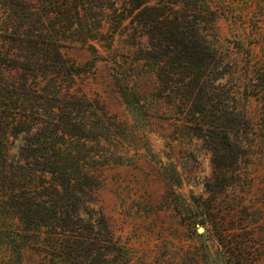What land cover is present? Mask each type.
<instances>
[{
    "label": "trees",
    "instance_id": "obj_1",
    "mask_svg": "<svg viewBox=\"0 0 264 264\" xmlns=\"http://www.w3.org/2000/svg\"><path fill=\"white\" fill-rule=\"evenodd\" d=\"M108 12L117 14L116 27L128 20L133 44L147 41L138 43L135 77H154L158 97L170 90L171 102H190L183 109L215 143V181L225 177L218 174L221 159L238 164L236 155L224 151L239 146L234 140L240 131L258 129L264 135V62L252 63L250 57L242 62L243 99H254L261 108L253 124L222 84L240 61L218 44L213 1L0 0V84H5L0 90V250L7 254L5 264H21L23 248L42 254L41 264H127L136 253L93 207V194L101 187L95 172L130 163L125 155L102 151L122 138L86 95L70 92L73 79L93 72L100 58L88 42L112 40L116 30L102 29ZM75 45L90 53L83 64L65 53ZM12 73L21 74L19 84ZM13 87L15 92L8 90ZM34 89L43 96L35 97ZM121 98L138 122L144 116L140 94L127 86ZM35 100L43 102L29 104ZM165 176L177 185L174 171ZM187 224L193 227L195 219L187 216ZM203 255L211 259L206 247Z\"/></svg>",
    "mask_w": 264,
    "mask_h": 264
},
{
    "label": "rangeland",
    "instance_id": "obj_2",
    "mask_svg": "<svg viewBox=\"0 0 264 264\" xmlns=\"http://www.w3.org/2000/svg\"><path fill=\"white\" fill-rule=\"evenodd\" d=\"M209 1L218 8V44L240 61L236 73L222 84L231 102L239 101L246 118L256 124L261 108L254 99H243L242 62L248 57L252 63L264 62V0ZM116 16L108 12L102 21L103 32L116 30L112 40L88 42L100 58L93 72L73 79L70 92L86 95L105 114L106 126L120 134L119 144H105L102 151L130 159L127 165L95 172L101 187L93 194V207L106 217L115 236L136 252L127 264H264V135L258 129L240 131L234 140L239 146L224 151L236 155L238 164L232 165L224 154L222 169L216 172L225 177L215 181L214 140L203 136L198 122L188 117L183 107L190 102H171L170 90L158 97L154 77H135L140 72L138 43L147 41L133 44L128 20L116 27ZM65 53L77 64L90 58L80 45ZM11 75L19 84L21 74ZM127 86L140 94L144 116L138 122L121 98ZM15 87L8 90L15 92ZM30 93L37 98L44 94L35 89ZM167 171L175 172L177 185L168 183ZM187 216L195 219L191 228ZM198 226L203 232H197ZM205 247L208 261L203 259ZM42 260L39 252L23 248L21 264ZM6 261V252L0 250V264Z\"/></svg>",
    "mask_w": 264,
    "mask_h": 264
},
{
    "label": "water",
    "instance_id": "obj_3",
    "mask_svg": "<svg viewBox=\"0 0 264 264\" xmlns=\"http://www.w3.org/2000/svg\"><path fill=\"white\" fill-rule=\"evenodd\" d=\"M197 232H198V233L203 232V228L198 226V227H197Z\"/></svg>",
    "mask_w": 264,
    "mask_h": 264
}]
</instances>
